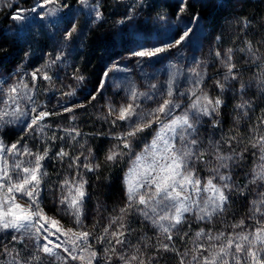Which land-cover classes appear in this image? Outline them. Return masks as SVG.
I'll return each instance as SVG.
<instances>
[{
	"label": "snow or ice",
	"instance_id": "1",
	"mask_svg": "<svg viewBox=\"0 0 264 264\" xmlns=\"http://www.w3.org/2000/svg\"><path fill=\"white\" fill-rule=\"evenodd\" d=\"M137 2L143 4L144 0ZM79 3L91 9L95 21L103 19L104 13L96 0H92L91 3L90 0H79ZM136 6L133 4L130 8L134 10ZM66 7L68 5L62 0H36L30 8H18L11 19L24 22L28 20L26 14H35V19L46 20ZM188 7L189 0H180L177 15L185 12ZM131 18V15L126 13L117 23L123 24L125 20ZM77 31L75 24H70L64 31V39L71 40ZM191 32V28H185L172 43L151 49L142 48L132 55L141 59L157 57L172 47H180L190 37ZM241 51H247L251 58L248 61L250 63L261 59L258 55L259 49H254L251 41H248L246 49ZM232 53V48L226 49L223 53L215 52L224 69L220 78H209V82L214 83L215 89L219 90L216 95L210 94L208 85L204 83L206 70H200L199 64L189 69L195 87L189 91L191 103L180 115H175L180 105L174 99V76L165 90L156 93L162 99L154 108L147 111L140 108V98L151 97L134 88L130 90V102L122 104L119 108L109 105L105 119L111 118L110 123L114 127L117 126V121L124 122V130L111 134L112 139L117 143L105 153L103 158L105 163L113 165L119 163L122 157L132 154L133 141L140 134L152 128L153 124L158 127L152 142L143 152L135 156L132 166L125 174V205L119 209L118 215L111 217L99 235L90 232L82 221L84 201L87 196L85 187L87 180L79 169L96 172L102 166L92 150H88V155L80 153L70 156L69 152L61 147L52 157L61 161L67 157L68 167L77 169L73 178H66L60 185L59 204L65 214L73 217L75 224V228H65L58 219L49 216L41 206V184L48 175L42 161L49 158L50 145L34 152L27 146V141L21 143L29 133L33 137L40 133L42 140L56 139L54 135L52 137L46 135L45 129L50 125L45 121L61 113L38 108L33 95L38 81H48L50 86L53 85V77L48 69L61 60V55L49 54L52 57L50 60L35 68L30 74H25L30 75L31 86L24 79H20L8 86L6 91L0 87V128L23 122L20 139L15 143L5 145L0 139V231H12L18 234L11 236V241L15 243L23 244L25 237L34 240L37 253L63 260L65 264L69 258L80 261L81 264H100L99 257H103L104 264H111L113 256L121 264H152V259L146 260L139 247L131 253L123 249L117 250L118 245L123 246L127 243L126 234L130 229L124 219L129 210H135L145 219L151 220L153 226L169 242L173 241L175 234L188 235L182 228L188 223L187 214H192L198 221L212 222L214 217L226 213L231 204L232 189L236 186L229 183L232 180L231 175L221 173L220 169L228 168L227 162L233 160L234 155L220 154L221 142H213L214 158L217 163L210 171L214 175L202 183L196 164L206 163L203 158L208 150L200 147L197 125L202 116L209 117L213 126L220 125L216 116L220 114V109L224 105L225 91L237 90L241 93V102L236 105V109L242 111L243 115H247L246 109L252 107L251 101L243 99L245 88L251 87V84L245 85L242 82L240 68L233 62ZM255 66L257 69H264V65L259 63H255ZM76 79L82 81L84 78L76 76ZM254 79L257 88L264 91V77H254ZM201 85L203 87H200ZM150 87L156 89L157 85L151 84ZM102 88L103 84L100 85V89ZM63 95L71 96L73 93L64 92ZM95 98V95L90 97L91 100ZM76 107L83 105L66 106L63 112H74ZM72 119L74 120L75 116ZM64 131L73 140L81 135L75 128ZM250 132L247 142L256 150L252 155L256 157L257 164L252 170L249 182L257 184L259 181V186L264 187V116L258 117V124L252 126ZM224 136L226 138H223ZM60 139L64 138L60 137ZM177 140L182 145L180 148H177ZM233 140L244 143L243 137L238 139L236 135L222 134L223 143L231 144ZM81 156H84L83 160ZM242 156L243 153L241 158ZM21 157L29 159L23 160L20 159ZM9 158H12L11 164ZM217 177L222 183L213 182ZM236 191L242 193L241 188H236ZM258 195L259 199L253 200L249 208L251 214L249 218L259 217L254 219V227L246 225L242 218L230 225L232 232L227 235L224 232L213 235L203 229L197 231L195 240H206L208 247L203 243H196L194 248L181 252L174 244L162 243L156 251L174 252L179 258L178 264H264V192ZM18 196L24 203L19 202ZM113 225L116 227L113 228ZM91 239H95L100 244L106 243L107 246L98 251L91 243ZM61 253L66 255L62 256ZM0 256L5 258L7 264H32L33 261H41L40 255L29 254V258H25L21 256L20 250L7 244H0Z\"/></svg>",
	"mask_w": 264,
	"mask_h": 264
},
{
	"label": "rangeland",
	"instance_id": "2",
	"mask_svg": "<svg viewBox=\"0 0 264 264\" xmlns=\"http://www.w3.org/2000/svg\"><path fill=\"white\" fill-rule=\"evenodd\" d=\"M107 1L110 0H96L100 6L107 3ZM111 1H114L117 3V5L121 6L119 17L118 19L113 20L112 24L115 25V30H117L118 34L123 37V44L119 48L116 56H114L111 61L108 60L107 63L105 62L104 73L102 74L100 84L95 85L93 91L89 94L91 97V94L94 95L93 92H95V99H97L96 101H99L97 113L99 114V110H101L100 117L103 118L101 120L102 124L105 125L107 123L109 132L110 130H113L110 123L111 118H109V120L105 119V116L108 113L109 105L119 108L122 104L130 102V90L134 88L138 92L147 93L148 96L151 97H141L139 100L140 108L144 109L145 111L154 108L162 99V97L156 93L165 90L173 76L175 77L173 84V90L175 92L174 99L180 105V107L176 109L175 115H180L181 112L185 110V108L191 103L189 91L193 89L195 85L192 83V79L190 78L191 74L189 69L195 67L197 64H199L200 70H206L207 74L205 76L204 83L208 85L210 94L216 95L218 93L219 90L216 89L214 94V83L211 85L209 82V78L213 77V74L208 69V64L212 62L209 61V58L211 57L210 47L208 49L207 44H205L204 33L206 30L204 27H202V23L198 16H194L192 13L190 14L189 7L185 12L178 16L177 10L180 0H144L143 4H138L137 0ZM202 1L209 2V0H189V6L199 5ZM35 2L36 0H0V19L6 17L8 24L3 28L2 23H0V34L3 33V36L0 37V41L6 40L10 45H14L16 48V53L19 54L17 56L19 62L18 60L17 62H12L11 69H9L7 64L0 59V87L4 88L6 91L8 86L20 79H24L31 86V77L30 75L25 74H30L35 68L40 67L46 61L50 60L52 57L49 56V54H52V56L60 54L62 57L61 60L57 61L56 64L52 65V67L48 69L49 74L53 77V86H50L48 81H38L37 89L34 92L33 99L36 101L38 108L61 113L59 115H53L49 117L47 121H45V123L50 125L49 128L45 129L46 135L47 131L56 130L57 133H62V137L65 139L67 134L64 130L72 128L77 129L83 135V133L78 128L79 126L82 127L81 124H78L80 122L78 121L80 119L78 110L81 107H76L74 112L69 113L63 112V108L66 106H76L81 104L83 107H86L94 100L89 99L90 97L83 99L81 98V95L78 98H76L74 94L71 96L63 95L64 92H70V90L67 91L69 85H67L66 80L63 87L59 82L55 81L57 74L55 72V67H58L60 62H63L65 58H67V53L74 49L76 43H79L77 42V39L78 41L82 40L86 35L82 24L84 26L86 25V27L92 26L93 28L94 26L100 24L102 20L95 21L91 9L87 6L81 5L79 0L73 1V6L69 4L72 2V0H62L63 3L68 5V7L60 9L54 16L46 20L35 19V14H26L28 15V20L24 22H16L11 19V16L18 8H30L35 4ZM91 2L92 0H90V3ZM153 2H157L158 5H162L163 3L167 2V4L174 8L175 13H155L150 17V20L147 21V14L145 15L146 10L144 9V5L151 6L152 4L150 3ZM133 4L137 5L134 10L130 8V6ZM126 13L131 15L132 18L125 20L123 24H118L117 21L124 18ZM70 24H75L78 31L74 34L71 40H65L64 31L69 27ZM185 28H191L192 32L190 37L180 47H172L170 50L151 59H141L132 55L133 52L142 48L151 49L156 46H165L172 43L174 39L178 38V36L185 30ZM44 33L48 35L51 34V44L49 46L51 48L46 54V57H44V45L40 41V36L44 35ZM224 51L225 50H223L221 53ZM25 53H27V56H25ZM32 59L35 60L31 61ZM233 62L237 63L236 57H233ZM215 65L217 71H219L221 74L224 69L221 67L220 62L215 63ZM105 73H107V75H105ZM249 76H252L251 72L246 73V77L249 78ZM80 84V86H82L84 83L80 82ZM101 84H103L102 89H100ZM151 84H156L157 88L152 89L150 87ZM41 87H43V90ZM200 87L203 86L201 85ZM57 88L59 93L56 95L54 91H56L55 89ZM262 92L264 93V91ZM53 93L54 95H52ZM181 93H183V95H181ZM73 116H75V122L72 119ZM228 116L232 117L231 115ZM236 118H233L234 121L237 120ZM117 125H119V121H117ZM22 126L23 122H20L15 125H8L0 128V139L3 140L5 145L15 143L20 139ZM157 127L158 126L156 124H153L152 128H150L151 133L149 134L151 136L149 140L146 141L142 147L137 149L132 161L135 159L137 154L143 152L144 148L152 142ZM197 129L198 139L201 142L200 147L202 149L208 150L205 153L204 158H208V161H211V163H207V165L199 162L196 164L198 174L202 178L203 183V181H206L210 176L214 175L210 169L217 163L214 158L215 150L212 147V144L215 141L214 136L212 135L214 126L211 123L209 117L202 116L200 117V123L197 125ZM123 130L124 126L123 129H117L116 131L121 132ZM112 132L114 134L118 133L115 132V130ZM54 136L56 137L55 140H42L40 138V133H37L35 137L29 133L24 137V140H21V143L27 141V146L35 152L37 150H43L44 146L46 145L56 143L59 140V136ZM109 136L112 137L111 134ZM176 143L177 148L182 146L178 140ZM20 159L27 160L29 158L21 157ZM240 159L241 157L239 155L238 157L234 156V160L240 161ZM132 161L126 173L132 166ZM239 161L234 164L232 163L233 160L228 161L227 163L230 164V166L228 168H221L220 172L225 175H231L232 180L229 183H233L236 188L242 187L238 183L241 178L245 180L247 187L250 189L253 188V190H255L254 193L251 194L253 198L247 200L244 196H242V194H239V192L236 191V188H233L231 192V204L229 210L226 213L214 217L212 222L198 221L192 214H187L188 223L183 226L195 225L197 227L195 233L203 229L206 232H211L213 235H216L220 232H224L227 235L228 233L232 232L230 225L235 220L238 222L242 218L245 220L246 225H250L252 227L255 226L254 219H258L259 217L257 216L254 218H249L251 215L249 213V208L252 206L253 200L259 199L258 193L264 192V187L259 186V181L257 184H252L249 182L252 175V170L254 167H256L257 163H254V165L248 169V167L241 166ZM9 163H12V158H9ZM236 165L237 169H234L233 167ZM237 171L239 174L240 171L243 173L250 172L251 174H247L246 176H238ZM73 176L74 175L68 174L67 177L68 179H71ZM213 182L222 183L219 181L218 177ZM56 190L58 191L56 192ZM56 190L49 191L48 189L47 192L49 191L48 193L50 200L52 205L57 207L58 214L51 212L52 208L49 207L48 210L44 207V180L41 184L40 192L41 206L49 216L58 219L61 225H63L65 228H75L73 217L69 214H65L62 206L59 204L60 186H58ZM19 202L24 203L23 200H19ZM240 210H243L244 213L246 212L247 216L244 214L242 215L243 211L241 213ZM135 214L147 222L149 228L156 235H158V240H163L164 236L160 234L158 229L153 226L151 220L145 219L137 211H135ZM62 218L67 219V222L62 220ZM115 227L116 225L113 226V228ZM87 229L89 230V228ZM236 231L240 230L236 229ZM12 235L18 234L13 233L12 231H0V244H7L9 247H15L17 250H20L21 256L25 258H29V254L40 255L41 261H33L32 264H65L63 260L49 258L43 253H37L34 240L25 237L24 243L19 244L11 241ZM61 239H63V237H61ZM185 239L186 238L183 240V247L178 248L181 252L194 248L196 243H203L205 247H208V242L206 240L196 241L195 236L189 237L188 240ZM41 243H43V241H41ZM91 243L98 251H101L104 248L97 247L93 239H91ZM135 248L136 247H117V250L119 251L123 249L128 253H131L135 250ZM143 248H145V251L142 252L145 256V259H151L149 250L146 249V247ZM173 254L174 255L171 254L170 256L174 257V259L177 260L176 264H178L179 258L175 256V253ZM61 255L64 256L66 254L61 253ZM153 258V261L159 260V257ZM99 259L100 264H104L103 257H99ZM188 259H190V257H188ZM0 264H7V261L3 256H0ZM67 264H81V262L73 261L69 258ZM111 264H121V262L117 260L115 256H113ZM165 264H175V262L171 261L170 263Z\"/></svg>",
	"mask_w": 264,
	"mask_h": 264
},
{
	"label": "trees",
	"instance_id": "3",
	"mask_svg": "<svg viewBox=\"0 0 264 264\" xmlns=\"http://www.w3.org/2000/svg\"><path fill=\"white\" fill-rule=\"evenodd\" d=\"M73 1L76 0H72L69 3L72 6L74 5ZM150 4L152 5H144L147 21L155 13H175L174 8L167 4V2L162 5H158L157 2ZM120 7L111 0L101 5L100 9L104 13L102 22L93 28L92 26L86 27V25L82 24L86 35L82 40L78 41L77 39L79 43H76L74 49L67 53V58L63 62H60L58 67H55V72L57 73L55 81L59 82L63 87L66 80L67 85H69L67 91L70 90L76 98L80 97V95L83 99L90 97L89 94L93 91L95 85L100 84L105 62L111 61L123 44V37L118 34L117 30H115V25L112 24V21L119 17ZM189 9L190 14L198 16L202 27L206 30L204 33L205 44H207L208 49L210 47L211 57L209 61L212 62L208 64V69L213 74V77L220 78V72L217 71L215 65V63L219 62L215 56V52H222L223 50L232 48V55L234 58L236 57L242 74V82L245 85L251 84V87L245 88L243 95V99L249 100L252 103V107L246 109L247 115H243L242 111L236 109V105L241 102V93L239 91L230 90L223 93L224 105L220 109V114L216 116V119L220 121V125L214 126L212 134L214 142H221L220 154H232L235 157H238V155L241 157V153H243L240 161L233 159L232 163L234 164L239 161L241 166L248 167L249 169L254 163H257V160L252 155L256 150L248 144L247 136L251 134L250 130L252 126L258 124V117L264 116V93L257 88L256 80L254 79V77H264V69H257L255 66V63L264 65V0H209V2L202 1L201 4L196 6L190 5ZM0 23H2L3 28L6 27L8 25L6 17L0 19ZM1 36H3V33L0 34ZM50 40L51 34L44 33V35L40 36V41L44 45V57L50 51ZM248 41L252 42L254 49H259L258 55L261 56V59L255 63L248 62L251 58L247 51H241V49H246ZM15 49V46L10 45L6 40L0 41V59L7 64L9 69L12 68V62H17L18 60L17 56L19 54L16 53ZM34 60L32 59L31 61ZM248 72L252 74L249 78L246 77V73ZM76 76H83L84 79L79 81L76 79ZM80 82L84 84L80 86ZM210 84L213 85V83ZM41 89L43 90V87ZM55 90L54 93L57 95L59 90L58 88ZM215 92L216 89H214V94ZM93 93L95 95V92ZM96 100L78 110L80 115V119L78 120L80 122L78 124L82 125V127L79 126L78 128L83 135L77 136L75 140L67 135L69 138L66 136L62 140L60 139L63 136L62 133H57L56 130L47 131L48 137L58 135L59 140L56 143L50 144L49 158L45 159L42 163L46 166L48 173L44 178V207L48 210L50 207L52 208L51 212L58 214L57 207L52 205L48 192L56 190L68 178V174L74 175L77 169L68 167L67 157L63 161L53 159L54 153L58 152L61 147L68 151L70 156L79 155L82 152L84 155H88V150H92V153L98 158L102 166L96 172H87L83 168L79 169L84 179L87 180V184L85 185L87 196L84 201L82 221L84 226L89 228L90 232L99 235L102 228L109 223L111 217L118 215L119 209L125 205V173L137 149L149 140L151 130L148 129L133 141L132 154L122 157L120 162L115 165L105 163L103 159L105 153L113 144L117 143L109 135L113 133V130L118 132L116 131L117 129H123L124 122L119 121V125L115 127L111 126L113 130L109 132L107 123L105 125L102 124L101 120L103 118L100 117L101 110H99V114L97 113L99 101ZM104 114L106 115L105 112ZM233 118L237 120L234 121ZM222 134L236 135L238 139L243 137L244 143H237L236 140H233L231 144L223 143ZM223 138H226V136ZM125 151L127 150L125 149ZM81 158L83 160L84 156ZM203 159L206 163L202 164L207 165L208 158ZM228 165L230 166V164ZM233 168L237 169V165ZM247 174L251 173H243L242 171H240V174L239 172L237 173L238 176H246ZM238 183L242 186L243 190L239 194H242L247 200L253 198L251 194L255 190L247 187V183L242 178ZM48 189L49 191L47 192ZM242 211L240 210L241 213ZM243 214L247 216V213H244V211ZM62 220L67 222V219L62 218ZM124 222L130 229L126 234L127 243L123 246L118 245L117 247H139L142 252L145 251L143 247H146L149 250L153 264H165L171 261H174L176 264L177 260L170 256L171 254L174 255V252H164L162 250L157 252L156 249L160 248L162 243L174 244L176 249L183 247L184 238L188 240L189 237L195 236L197 228L195 225L182 226L183 231L189 235L183 236L182 233L175 234L173 241L169 242L164 237L163 240H158V235L149 228L144 219L135 214L134 210H129V213L125 215ZM235 222L237 221L235 220ZM93 225H95V228H93ZM93 241L97 247L107 246L106 243L100 244L95 239ZM153 257H159V260L153 261Z\"/></svg>",
	"mask_w": 264,
	"mask_h": 264
}]
</instances>
